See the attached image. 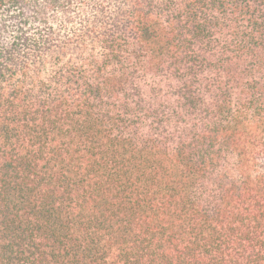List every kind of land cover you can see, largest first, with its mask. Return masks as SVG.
<instances>
[{"label":"trees","instance_id":"obj_1","mask_svg":"<svg viewBox=\"0 0 264 264\" xmlns=\"http://www.w3.org/2000/svg\"><path fill=\"white\" fill-rule=\"evenodd\" d=\"M0 264H264V0H0Z\"/></svg>","mask_w":264,"mask_h":264}]
</instances>
